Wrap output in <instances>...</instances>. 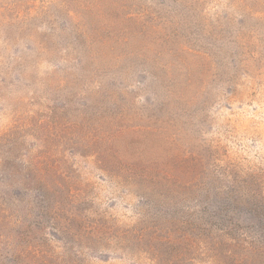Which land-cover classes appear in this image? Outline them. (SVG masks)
<instances>
[{
  "label": "rangeland",
  "instance_id": "rangeland-1",
  "mask_svg": "<svg viewBox=\"0 0 264 264\" xmlns=\"http://www.w3.org/2000/svg\"><path fill=\"white\" fill-rule=\"evenodd\" d=\"M0 264H264V0H0Z\"/></svg>",
  "mask_w": 264,
  "mask_h": 264
}]
</instances>
